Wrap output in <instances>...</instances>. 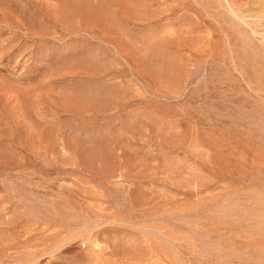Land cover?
Listing matches in <instances>:
<instances>
[{"label":"rangeland","instance_id":"rangeland-1","mask_svg":"<svg viewBox=\"0 0 264 264\" xmlns=\"http://www.w3.org/2000/svg\"><path fill=\"white\" fill-rule=\"evenodd\" d=\"M0 264H264V0H0Z\"/></svg>","mask_w":264,"mask_h":264}]
</instances>
